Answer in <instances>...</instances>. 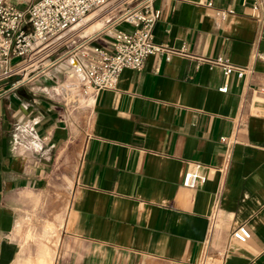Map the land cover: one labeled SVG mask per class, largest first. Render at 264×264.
I'll return each mask as SVG.
<instances>
[{
  "label": "crops",
  "instance_id": "obj_1",
  "mask_svg": "<svg viewBox=\"0 0 264 264\" xmlns=\"http://www.w3.org/2000/svg\"><path fill=\"white\" fill-rule=\"evenodd\" d=\"M207 1H154V41L187 54L124 68L86 135L55 89L65 62L0 80V264H264V6ZM217 55L254 71L199 59ZM189 169L207 181L184 186Z\"/></svg>",
  "mask_w": 264,
  "mask_h": 264
},
{
  "label": "built area",
  "instance_id": "obj_2",
  "mask_svg": "<svg viewBox=\"0 0 264 264\" xmlns=\"http://www.w3.org/2000/svg\"><path fill=\"white\" fill-rule=\"evenodd\" d=\"M109 1L38 0L21 9L11 0H0V80L21 75L15 85L26 77L37 76L53 65L65 62L81 74L87 85L85 93L95 101L101 91L116 88L124 68L141 69L147 57L153 54L164 55L166 59L176 52L187 54L185 49H171L154 41V27L161 16V9L154 6L155 0H118L112 12L119 10L120 15L102 31L83 37L66 34L93 9ZM243 3L251 4L254 13L264 6V0H243ZM206 5L214 7L212 0ZM229 13L226 9L216 10L221 19H226ZM122 24L130 27H119ZM58 49H61L58 56L48 61L47 58ZM254 57H264V52H256ZM199 59L220 65L226 77L233 71L241 77L254 71L252 65H235L222 55ZM220 90L227 91V83ZM244 124V117L239 115L236 126ZM206 181V175L189 169L182 182L184 186L196 188ZM232 236L244 243L250 239L251 231L245 224H240L233 229ZM207 257L206 254L200 264H206Z\"/></svg>",
  "mask_w": 264,
  "mask_h": 264
},
{
  "label": "rangeland",
  "instance_id": "obj_3",
  "mask_svg": "<svg viewBox=\"0 0 264 264\" xmlns=\"http://www.w3.org/2000/svg\"><path fill=\"white\" fill-rule=\"evenodd\" d=\"M118 0H111L103 5H100L99 7L93 9L87 17H85V21L90 19V21H87L81 25H73L72 29L70 31H67L66 34H76V37H83L85 35H91L97 32L102 31L106 28L111 22H113L114 17L120 15L121 11L115 10L112 12V8L114 7V4ZM92 26L94 31L89 32V28ZM91 28V30H92ZM61 49H58L57 51L53 52L48 60L53 61L58 54L60 53ZM18 61L16 60L15 63ZM58 65V63L56 64ZM55 65V66H56ZM31 68H28V71H30ZM70 68H64L63 74L61 76V79L55 83L56 85V91L64 92L67 95V100L69 102L70 107V113H71V119H73L75 122H79V130L82 131L85 135L87 131L89 130V126L91 123V117H92V106H93V99L88 93H85V89H87V85L85 84V81L81 78L77 84V86H64L63 83L67 79V75L69 72H71ZM49 71V70H48ZM14 77H22L21 75L14 76Z\"/></svg>",
  "mask_w": 264,
  "mask_h": 264
},
{
  "label": "bare ground",
  "instance_id": "obj_4",
  "mask_svg": "<svg viewBox=\"0 0 264 264\" xmlns=\"http://www.w3.org/2000/svg\"><path fill=\"white\" fill-rule=\"evenodd\" d=\"M88 15H89V14H88ZM88 15H87V16H88ZM87 16H86V17H87ZM84 19H85V18H84ZM84 19H83V20H84ZM90 19H91V18H90ZM90 19L86 20L85 22L90 21ZM81 21H82V20H81ZM81 21H80V22H81ZM80 22H78V23H80ZM78 23H77V24H78Z\"/></svg>",
  "mask_w": 264,
  "mask_h": 264
}]
</instances>
